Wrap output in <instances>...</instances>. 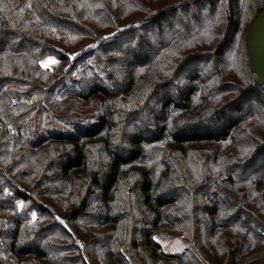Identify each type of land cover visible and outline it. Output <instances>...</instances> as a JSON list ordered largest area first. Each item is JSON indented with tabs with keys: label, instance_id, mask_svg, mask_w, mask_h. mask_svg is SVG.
I'll use <instances>...</instances> for the list:
<instances>
[{
	"label": "trees",
	"instance_id": "obj_1",
	"mask_svg": "<svg viewBox=\"0 0 264 264\" xmlns=\"http://www.w3.org/2000/svg\"><path fill=\"white\" fill-rule=\"evenodd\" d=\"M263 9L0 0V264H237L264 249V85L246 49ZM159 234L187 245L164 251Z\"/></svg>",
	"mask_w": 264,
	"mask_h": 264
},
{
	"label": "water",
	"instance_id": "obj_2",
	"mask_svg": "<svg viewBox=\"0 0 264 264\" xmlns=\"http://www.w3.org/2000/svg\"><path fill=\"white\" fill-rule=\"evenodd\" d=\"M246 49L249 68L256 75L255 81L258 85H264V9L248 27ZM256 264H264V260Z\"/></svg>",
	"mask_w": 264,
	"mask_h": 264
},
{
	"label": "rangeland",
	"instance_id": "obj_3",
	"mask_svg": "<svg viewBox=\"0 0 264 264\" xmlns=\"http://www.w3.org/2000/svg\"><path fill=\"white\" fill-rule=\"evenodd\" d=\"M156 240L160 243L164 251L171 252V253L180 252L187 245V242L183 235L169 236L166 234H159ZM256 253H263V254L262 256L249 260L246 264H256V263L263 261L264 260V249L254 252L252 254H247L243 256L242 258L239 259L237 264H239L241 259L248 257L249 255L256 254Z\"/></svg>",
	"mask_w": 264,
	"mask_h": 264
},
{
	"label": "snow or ice",
	"instance_id": "obj_4",
	"mask_svg": "<svg viewBox=\"0 0 264 264\" xmlns=\"http://www.w3.org/2000/svg\"><path fill=\"white\" fill-rule=\"evenodd\" d=\"M97 6L99 7L101 5H97ZM113 6H115V4H113ZM90 47H95V45H91ZM57 63L58 61L54 57H47L45 60L40 61L41 66L45 68L49 67L50 65H55ZM139 71H143V69H139ZM4 191L6 194L10 195V193L8 192V189H5ZM17 206L18 207L22 206V202L17 201ZM32 216H33V219H35V213H32ZM61 223H63V221H61ZM240 231H243V229H240ZM156 239H157L156 237H153V240H156Z\"/></svg>",
	"mask_w": 264,
	"mask_h": 264
},
{
	"label": "bare ground",
	"instance_id": "obj_5",
	"mask_svg": "<svg viewBox=\"0 0 264 264\" xmlns=\"http://www.w3.org/2000/svg\"><path fill=\"white\" fill-rule=\"evenodd\" d=\"M263 253H258V254H254L248 257H245L243 259H241V261L239 262V264H246L249 260L253 259V258H257L259 256H262Z\"/></svg>",
	"mask_w": 264,
	"mask_h": 264
}]
</instances>
